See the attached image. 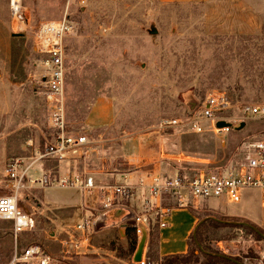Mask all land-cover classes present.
Masks as SVG:
<instances>
[{
	"label": "rangeland",
	"instance_id": "rangeland-1",
	"mask_svg": "<svg viewBox=\"0 0 264 264\" xmlns=\"http://www.w3.org/2000/svg\"><path fill=\"white\" fill-rule=\"evenodd\" d=\"M21 4L26 20L16 23L9 0H0V20H6L7 31L20 34H7V49L0 48V195L12 193L5 176L8 160L43 148L50 135L40 84L44 55L34 49L36 31L44 21L65 15L72 21L64 38L66 120L70 130L87 135L92 148L88 156L75 160H45L54 176L58 169L66 175L74 168L132 169L121 146L128 138L173 133L186 147L211 152L216 141L212 132L194 133L186 125L210 93H224L229 107L221 115L234 124L253 119L244 117L245 105L264 107V0H21ZM95 105L100 111L108 107L110 120L90 128L86 116ZM171 120L177 124L163 126ZM79 193L75 187L61 186L20 193L18 205L34 215L36 227L18 235V251L38 244L53 256L50 264H76L72 252L80 244L62 246L52 238L57 232L59 238L72 235L77 240L81 231L71 227L76 224L72 221L71 228H65L53 213L59 211L55 206L78 199ZM216 200L211 201L213 206L223 201ZM123 202L124 197L116 200L114 207H124ZM155 211H134L130 219L141 216L151 230L157 223ZM205 213L222 216L206 208L197 214ZM11 228V222L0 220V264L13 253ZM110 229L108 234L91 229L85 236L99 245L112 241L124 254L116 226ZM203 239L212 249L238 257L241 264H264V240L242 227L208 225ZM198 263L205 264L204 259L199 257Z\"/></svg>",
	"mask_w": 264,
	"mask_h": 264
},
{
	"label": "built area",
	"instance_id": "built-area-1",
	"mask_svg": "<svg viewBox=\"0 0 264 264\" xmlns=\"http://www.w3.org/2000/svg\"><path fill=\"white\" fill-rule=\"evenodd\" d=\"M9 9L16 23H24L26 17L21 0H9ZM72 28V21L65 15L58 20L40 23L36 31L34 49L44 55L41 61L43 73L40 84L48 105L50 135L45 138L43 148H37L29 155L12 157L6 164L5 176L12 193L0 195V220L12 223L14 249L5 264H26L31 260H36L39 264H49L53 260L38 244H30L22 251H18V235L32 231L36 227L34 215L18 205L20 193L32 188L56 185L87 190L94 187L91 176L77 171L62 177L52 175L51 168L43 170L39 175L31 173L37 163H43L45 160H56V162L75 160L88 156L92 149L88 147L87 135L70 130L66 120L64 38ZM228 107L229 103L224 93H210L201 110L189 117L186 125L192 132L202 133L206 130L204 123L209 122L212 133L216 135L228 133L230 128L216 127L218 120L235 123L234 120L221 115ZM242 112L246 119L258 115L264 121V107L245 105ZM176 124L177 120L164 121L163 126ZM238 150L243 154V160L238 164L198 169L190 174L180 172L173 176L161 174L152 176L147 185L148 194L150 197L159 198L161 204L156 207L147 200L143 210L149 212L158 209L156 215L160 218L159 226L163 227L167 224L165 219L171 209L189 207L195 199H223L229 203H237L241 198V192L246 188H260L264 191V127L257 135L242 138L238 143ZM103 188L106 199L99 207L98 213H104L114 207L117 198L127 196L131 190L127 183ZM165 200L168 201L167 204L162 205V201ZM96 217L97 214L90 213L73 227L81 231L80 236L84 237L86 231L92 229ZM136 220L142 222L140 217H136ZM75 240L72 235H68L69 243ZM133 264H146L145 256L142 255L141 260Z\"/></svg>",
	"mask_w": 264,
	"mask_h": 264
},
{
	"label": "crops",
	"instance_id": "crops-1",
	"mask_svg": "<svg viewBox=\"0 0 264 264\" xmlns=\"http://www.w3.org/2000/svg\"><path fill=\"white\" fill-rule=\"evenodd\" d=\"M162 1L179 3L211 2V0ZM6 23V20H0V48L3 47L5 50L7 49V34L13 36L11 31H7ZM109 120L108 107H106L104 111H100L95 105L94 111L86 116V123H88L90 128L106 124ZM257 124L258 127H256ZM263 127L264 121L256 115L250 120V122H245L244 127L240 130L231 129L228 133H223L221 135L212 133L216 138V141L213 143V149L211 152L192 150L186 147L183 143V138L180 135L173 133L160 134L155 138H128L122 141L121 146L123 148V153L126 155L125 158L127 159V164H134L132 169H129L128 171L94 169L86 172L74 168L70 174L77 171L85 173L87 176H91L94 187L89 190L77 188L80 191L78 199H68L64 201V203L55 206L59 211L57 213L54 212L53 216L63 223L62 226L65 228H71L74 226H71L68 223L70 221L78 223L83 217L90 213L99 214L98 209L106 199V192L103 187L118 183H127L130 185L131 189L130 194L124 197L125 203L123 202L124 204L121 205L124 207H114L104 212L108 215L109 226L99 231H93L95 233L108 234V232H110L109 230H111L110 228L116 226L120 234L119 239L124 242L122 245L126 252L120 254L118 252L120 247L116 246L112 241L109 245H99L94 241H90L91 239L89 236H81L80 239L74 241L75 246L76 244H80V247L77 245V249L79 247V250L76 249V251L72 252L75 255L73 257L75 263L133 264L132 256L134 252H130L128 239L126 237L127 228L131 226H121V223L132 218V212L143 211V205L147 200L156 207L161 204L159 198L150 197L148 194L147 185L150 183L152 176L157 174L173 176L180 172L190 174L198 169H210L238 164L243 160V154L238 150L239 141L246 136L257 135ZM204 132H212L211 123ZM218 139L220 141H217ZM139 160H143V163L140 165L137 164ZM57 166L60 167L59 165ZM49 168L45 167V162L39 163L33 168L31 173L33 174L35 171H38L37 173L35 172V174L39 175L43 170ZM57 174L61 177L66 175L63 169H58ZM118 199L120 200L121 198H117V200ZM215 200L216 199H195L189 207H177L171 209L168 217L165 219L167 224L163 227L159 226L160 218L157 216V251L159 256L185 254L188 251L191 236L194 235L193 233L200 221L199 214L197 213L203 208L223 216L248 220L264 229V191L260 188L244 189L241 192V198L237 203H229L223 200L220 202L221 204L213 206L211 201L214 202ZM190 207H192L194 211L190 210ZM117 209H121L122 213L115 216L114 214ZM63 210L66 211L64 212ZM155 210L157 211L158 209L155 208ZM138 217L141 218V216ZM149 231L150 230L148 229V235ZM65 232L67 233L66 230ZM59 234L60 233L54 232L52 242L57 241L58 244L64 246L65 241H68L59 238ZM145 250L146 246L143 255ZM50 256L53 258L52 255Z\"/></svg>",
	"mask_w": 264,
	"mask_h": 264
},
{
	"label": "trees",
	"instance_id": "trees-1",
	"mask_svg": "<svg viewBox=\"0 0 264 264\" xmlns=\"http://www.w3.org/2000/svg\"><path fill=\"white\" fill-rule=\"evenodd\" d=\"M56 162V160H52ZM45 167L49 168V164L45 163ZM167 202L163 201L162 205H166ZM190 210L194 211L192 207ZM205 220L201 222L196 230L195 234L191 236L190 244H194V248L190 246L185 254H173L167 256H159L157 251V228L158 224L156 223L153 228L149 231L146 250L144 253L146 264H201L199 262V257L204 259L205 264H241L240 259L238 257H230L223 253H220L214 249H212L208 244L204 242L203 233L204 229L208 225H212L216 228H223L227 226H235L242 227L247 232L254 234L257 238L264 240V229L253 224L252 222L239 219L235 217H227V216H216L211 213H205L202 216H199V219ZM246 223V224H241ZM255 228V229H254ZM126 237L129 243L130 252L133 253L137 244V234L135 227H128L126 232ZM198 251L195 253V251Z\"/></svg>",
	"mask_w": 264,
	"mask_h": 264
},
{
	"label": "water",
	"instance_id": "water-1",
	"mask_svg": "<svg viewBox=\"0 0 264 264\" xmlns=\"http://www.w3.org/2000/svg\"><path fill=\"white\" fill-rule=\"evenodd\" d=\"M12 35L18 36L20 34L13 33ZM244 125H245V121H240L237 124H234L231 121H226V120H218L216 122V127H218V128L228 127L232 130H240L244 127ZM142 163H143V160H139L137 164L140 165ZM121 213H122V210L117 209L114 215L118 216ZM204 220H205V218L200 220L199 224L201 222H203ZM241 224H246V223H241ZM108 226H109L108 215L106 213H99L93 222L92 228H93V231H99V230L104 229ZM121 226H133V227L137 228L138 232L140 233L137 244H136L135 251H134L133 256H132V262H139L141 260V257H142L143 252H144V248L146 246L147 237H148V229H147L145 223H143L141 221H137L135 218L121 223ZM193 234H195V231ZM51 235H53V232Z\"/></svg>",
	"mask_w": 264,
	"mask_h": 264
}]
</instances>
